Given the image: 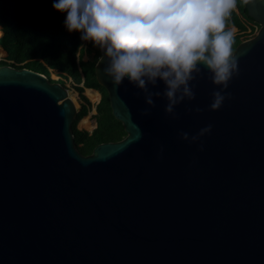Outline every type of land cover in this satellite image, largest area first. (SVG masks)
<instances>
[{
	"label": "water",
	"instance_id": "95a60500",
	"mask_svg": "<svg viewBox=\"0 0 264 264\" xmlns=\"http://www.w3.org/2000/svg\"><path fill=\"white\" fill-rule=\"evenodd\" d=\"M243 5L259 28L234 48L239 74L215 112L203 65L172 119L163 95L148 108L127 78L115 87L103 52L95 79L125 136L87 156L67 87L0 66V264H264V0Z\"/></svg>",
	"mask_w": 264,
	"mask_h": 264
},
{
	"label": "clouds",
	"instance_id": "9594fccd",
	"mask_svg": "<svg viewBox=\"0 0 264 264\" xmlns=\"http://www.w3.org/2000/svg\"><path fill=\"white\" fill-rule=\"evenodd\" d=\"M241 0H55L53 9L66 12L64 26L69 33H82L104 52L106 77L119 88L127 78L144 95L148 108L154 97H163L165 115L176 119L175 108L195 99L199 65L211 74L220 90L212 92L209 111L219 110L231 99L226 94L229 82L238 72L234 54V35L226 30V20ZM244 4L249 0H242ZM164 91H149L157 82ZM199 114L202 109H189ZM143 116L149 115L145 110ZM212 125L193 136L179 133L190 144L211 133ZM139 133L136 139H139ZM200 150H203L201 145Z\"/></svg>",
	"mask_w": 264,
	"mask_h": 264
},
{
	"label": "trees",
	"instance_id": "16d2710c",
	"mask_svg": "<svg viewBox=\"0 0 264 264\" xmlns=\"http://www.w3.org/2000/svg\"><path fill=\"white\" fill-rule=\"evenodd\" d=\"M54 2L0 0V49L5 53L4 59L12 63L11 66L44 74L48 79L53 71L60 79L58 83L63 85V80L71 82L82 102L71 130L76 149L87 156L96 145L120 141L125 133L121 123L111 114L105 90L95 79L94 65L103 51L90 41H82V33H69L64 26L67 13L55 11ZM250 23L257 25L247 16L241 0L226 20V30H236L233 50L241 42ZM83 55L90 56L91 60L82 61ZM5 64L0 61V66ZM85 89H92L100 96L94 106L95 127L91 132L76 127L91 109L89 100L83 94Z\"/></svg>",
	"mask_w": 264,
	"mask_h": 264
},
{
	"label": "rangeland",
	"instance_id": "374dc122",
	"mask_svg": "<svg viewBox=\"0 0 264 264\" xmlns=\"http://www.w3.org/2000/svg\"><path fill=\"white\" fill-rule=\"evenodd\" d=\"M258 28H259L258 25H255V24H253V23L248 24V30H247V32H245V33L242 35V37H241V42H242V41L249 40V39H251L252 37H254V35L256 34V32H257V30H258ZM232 32H233V34H235V33H236V30H235V31H232ZM1 57H5V53H4V52H3V55H2ZM89 60H91V57H90V56L83 55L82 61H89ZM49 79H51L52 81H58V80H60L59 78H57V76L54 74L53 71L50 72ZM60 84H61V83H60ZM63 85L67 87L69 97H70V98L73 97V101H74L73 103L75 104L76 108H77V109H80V107H81V105H82V102H81V100L79 99V96L77 95V93L73 90L71 82H70V81L65 82V81L63 80ZM74 94H75V95H74ZM83 94H84V96L89 100V102H90V104H91V109L89 110V112L87 113L86 116H87V117H91V126L94 127V120H93V115L95 114L94 106L98 103V101H99V99H100V96H99V98H98L97 101H91V100L88 98V96L86 95L85 91H84ZM86 116H85V117H86ZM76 127H77V129H79V130H85V131H87V132H89V131L91 132V131H92V128L86 130V129L80 127V126H79V122L77 123Z\"/></svg>",
	"mask_w": 264,
	"mask_h": 264
},
{
	"label": "bare ground",
	"instance_id": "6f19581e",
	"mask_svg": "<svg viewBox=\"0 0 264 264\" xmlns=\"http://www.w3.org/2000/svg\"><path fill=\"white\" fill-rule=\"evenodd\" d=\"M1 35V34H0ZM3 55V51L0 49V57ZM86 95L91 101H97L99 98V95L97 92L91 90V89H86L85 90ZM75 95V94H74ZM69 96V95H68ZM73 101V97L70 98ZM74 102V101H73ZM79 126L84 128V129H90L92 126L90 125L89 122V117H84L79 120Z\"/></svg>",
	"mask_w": 264,
	"mask_h": 264
},
{
	"label": "built area",
	"instance_id": "2783aa9c",
	"mask_svg": "<svg viewBox=\"0 0 264 264\" xmlns=\"http://www.w3.org/2000/svg\"><path fill=\"white\" fill-rule=\"evenodd\" d=\"M247 30H248V25H247ZM247 32V31H246ZM5 57H0V61H3V62H5L6 64H8V65H12V63L10 62V61H7V60H5L4 59ZM58 78V77H57Z\"/></svg>",
	"mask_w": 264,
	"mask_h": 264
},
{
	"label": "crops",
	"instance_id": "0c3cea01",
	"mask_svg": "<svg viewBox=\"0 0 264 264\" xmlns=\"http://www.w3.org/2000/svg\"><path fill=\"white\" fill-rule=\"evenodd\" d=\"M231 31H235V29H231ZM1 34V33H0ZM82 58H83V56H82ZM81 58V59H82ZM92 90V89H91ZM85 91V90H84ZM94 91V90H93ZM96 92V91H95ZM99 95V94H98ZM89 122H90V125H91V117H89ZM94 127H95V123H94ZM93 126L91 127L92 129L94 128ZM86 130H88V129H86ZM90 132V131H89Z\"/></svg>",
	"mask_w": 264,
	"mask_h": 264
}]
</instances>
